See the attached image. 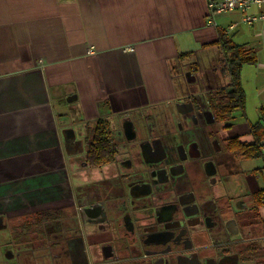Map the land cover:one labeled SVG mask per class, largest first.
<instances>
[{
    "label": "crops",
    "instance_id": "0c3cea01",
    "mask_svg": "<svg viewBox=\"0 0 264 264\" xmlns=\"http://www.w3.org/2000/svg\"><path fill=\"white\" fill-rule=\"evenodd\" d=\"M209 1L219 0H0L2 219L15 225L43 210L55 219L58 209L84 203L86 186L98 180L85 162L86 127L98 119L110 130L116 122L169 124V111L204 92L202 66L223 56L221 36L256 54L241 70L244 114L236 110L227 128L229 137L254 142L250 124L264 113V18L246 24L240 12L208 14ZM180 65L200 67L191 78L185 72L186 85L176 80ZM220 68L212 66L218 77ZM260 150L234 158L229 177L261 194L262 220L264 138Z\"/></svg>",
    "mask_w": 264,
    "mask_h": 264
},
{
    "label": "flooded vegetation",
    "instance_id": "af4514ba",
    "mask_svg": "<svg viewBox=\"0 0 264 264\" xmlns=\"http://www.w3.org/2000/svg\"><path fill=\"white\" fill-rule=\"evenodd\" d=\"M192 96L169 124L142 134L123 125L107 193H87L55 219L44 210L15 225L0 216V264H264L250 238L255 193L229 184L225 123Z\"/></svg>",
    "mask_w": 264,
    "mask_h": 264
},
{
    "label": "trees",
    "instance_id": "16d2710c",
    "mask_svg": "<svg viewBox=\"0 0 264 264\" xmlns=\"http://www.w3.org/2000/svg\"><path fill=\"white\" fill-rule=\"evenodd\" d=\"M223 52V70L229 78L230 90L221 89L223 95L216 101L207 96V101L216 116L217 120L225 123V128L230 125L228 122L234 119V112L240 110L244 114L245 94L241 85V70L245 65H254L257 61L256 54L246 44H236L229 37L221 36L218 41ZM192 53L182 55L190 56ZM264 113L254 123L250 124V130L254 137V142L247 144L241 142L238 137H229L226 139V150L234 155L237 159H253L261 155L260 144L264 138L263 127ZM87 149L85 152V162L92 167H100L110 164L116 156V149L111 141L110 129L108 123L103 119H98L92 126L86 127ZM262 197L260 193L254 194L255 218H257V207ZM259 220V219H258ZM264 230V219L259 220ZM254 256L257 261L262 263L264 259V238L261 245L254 243Z\"/></svg>",
    "mask_w": 264,
    "mask_h": 264
},
{
    "label": "rangeland",
    "instance_id": "374dc122",
    "mask_svg": "<svg viewBox=\"0 0 264 264\" xmlns=\"http://www.w3.org/2000/svg\"><path fill=\"white\" fill-rule=\"evenodd\" d=\"M223 63H224V61H223V56L222 55H221L220 59L216 60L213 63L214 66L216 65V67H221L220 71H221L222 74H223V71H224L223 70ZM213 65L210 64V63H207L206 66L205 65L202 66V68L206 69V72H207V73L204 74V82H206V86L203 87V89H202L204 91L203 93H200L198 95H193L192 96L201 105H204L206 103L207 96L210 97L211 100L215 99L216 101L217 100L219 101L221 99V97L223 95H225L222 92H220L221 89H223V92L225 90H227V89L230 90V88H229V86H230L229 85V78L226 79L225 73L223 75L219 73V77H218L217 73L215 71H212V66ZM199 69H200V67H194L192 65H189L188 67H185V66L183 67V66L180 65L179 67H177L178 76L176 77V80L182 82L183 79H184L185 72L189 73L188 76L189 75L191 76V74L194 75V73H196ZM190 76H189V78H191ZM183 84L186 85V83L184 81H183ZM193 86H195V87L200 86L199 81L196 82ZM210 88H211V90L208 91ZM188 90H189L188 92L190 93L191 89L188 88ZM206 91H208V92H206ZM165 111L167 113V109H164V112ZM136 123H137V128L139 130V133L142 134L143 131H144L143 129L145 128L146 124L144 122H140V121H138ZM119 124L120 123H118V122L114 123V126L110 130V136H111V141L114 144L115 149L117 150V155H118L119 158H121V157H123V155H122L123 154V151H122L123 150V148H122L123 147L122 146L123 135H122V126H120ZM225 158H226V161H227V168H228V171H229V174H230V172L235 168L234 165L232 166V164H233L232 160L234 159V157L233 156L232 157L231 156H225ZM231 162H232V164H231ZM107 165H109V164H107ZM107 165H103V166H100V167H92V166H90V167L96 169L95 172H97V173L94 176H96L97 179H98V180H95L96 182L91 183L90 185L86 186L87 187L86 188L87 191H90V192L92 191L91 194H89L90 196H92V197L93 196H98L99 195L98 194V192H99L98 189H100V190L106 189L104 191H106V193H107L108 188H109L108 185H112L113 183H115L117 181V178L115 177V174L117 175V166H116V164H115V166L114 165L113 166H110V165L107 166ZM245 166H249L248 162H247V164ZM110 167H111V169H113V172H110ZM102 180H104V182H101ZM227 181L229 182V180H227ZM230 182H231V180H230ZM116 184H114V185H116ZM229 184H231V183H229ZM77 185H78V183H77ZM99 187H103V188H99ZM84 190H85V188H83L82 185L80 186V188L77 186V189L75 191V196L76 197H80L81 191H84ZM247 191H248V189L246 187L243 188V189L240 188V186L238 187V193L240 195H242L243 193H246ZM115 192H116V189L113 191V193H115ZM110 195H111V193H110ZM103 196L105 197L106 195H103ZM18 221L19 220H17L15 222V224H17ZM2 234H6V232L4 231V232H2ZM250 234H251L250 238L257 237V238H254V240L257 243V245L260 246L261 242H262V240L264 238V230H263L262 225L257 220H254V226L252 227V230H251ZM59 248L60 247H58V249ZM262 255H264V254H262ZM44 259L47 260V261L50 260V258H44Z\"/></svg>",
    "mask_w": 264,
    "mask_h": 264
},
{
    "label": "built area",
    "instance_id": "2783aa9c",
    "mask_svg": "<svg viewBox=\"0 0 264 264\" xmlns=\"http://www.w3.org/2000/svg\"><path fill=\"white\" fill-rule=\"evenodd\" d=\"M252 6L264 8V0H219L209 1L207 4L208 14L225 13V12H240L243 14V22L250 24L258 19L264 18L263 15H250L247 11Z\"/></svg>",
    "mask_w": 264,
    "mask_h": 264
},
{
    "label": "bare ground",
    "instance_id": "6f19581e",
    "mask_svg": "<svg viewBox=\"0 0 264 264\" xmlns=\"http://www.w3.org/2000/svg\"><path fill=\"white\" fill-rule=\"evenodd\" d=\"M259 9H261V8H259ZM262 9H264V8H262ZM208 10V9H207ZM233 12H236V11H233ZM250 15H252V14H250ZM254 15H260V14H254ZM261 15H263V14H261ZM264 16V15H263Z\"/></svg>",
    "mask_w": 264,
    "mask_h": 264
},
{
    "label": "water",
    "instance_id": "95a60500",
    "mask_svg": "<svg viewBox=\"0 0 264 264\" xmlns=\"http://www.w3.org/2000/svg\"><path fill=\"white\" fill-rule=\"evenodd\" d=\"M188 74H189V73H187L186 76H188ZM189 76H190V75H189ZM189 76H188V78H189Z\"/></svg>",
    "mask_w": 264,
    "mask_h": 264
}]
</instances>
